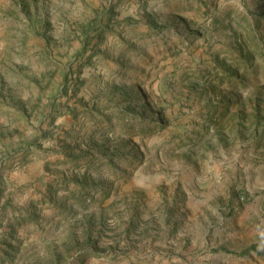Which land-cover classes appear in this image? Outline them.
Returning a JSON list of instances; mask_svg holds the SVG:
<instances>
[{
  "label": "rangeland",
  "instance_id": "rangeland-1",
  "mask_svg": "<svg viewBox=\"0 0 264 264\" xmlns=\"http://www.w3.org/2000/svg\"><path fill=\"white\" fill-rule=\"evenodd\" d=\"M0 264H264V0H0Z\"/></svg>",
  "mask_w": 264,
  "mask_h": 264
},
{
  "label": "trees",
  "instance_id": "trees-1",
  "mask_svg": "<svg viewBox=\"0 0 264 264\" xmlns=\"http://www.w3.org/2000/svg\"><path fill=\"white\" fill-rule=\"evenodd\" d=\"M257 246L256 245H252L251 247H249L247 250H245L244 252H242L241 254H239V256H247L249 255L251 252H254L256 250ZM237 255V254H236Z\"/></svg>",
  "mask_w": 264,
  "mask_h": 264
}]
</instances>
